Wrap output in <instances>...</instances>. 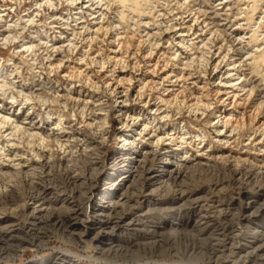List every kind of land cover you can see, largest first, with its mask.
<instances>
[{
    "label": "bare ground",
    "instance_id": "obj_1",
    "mask_svg": "<svg viewBox=\"0 0 264 264\" xmlns=\"http://www.w3.org/2000/svg\"><path fill=\"white\" fill-rule=\"evenodd\" d=\"M10 1L14 5H11ZM226 1L229 0H210L208 6L219 12L220 6ZM137 2L138 0H40L18 15V9L22 7L19 0L0 1V253L2 255L4 253L8 256L7 250L10 249L19 253L24 248L23 242H21L23 241L22 238L27 240L28 244L33 246L32 248H36L40 246L43 240L49 238L52 232L57 231L61 232L62 237L67 241H76L79 245L86 243L85 246L87 241L97 242L96 245L103 251L107 250L110 253L125 256V258L126 256L127 258L132 257L133 261L142 264H203L198 261L185 262L179 260L169 263L159 262L150 259L149 255L155 252L161 254L164 246L174 253L183 251L185 255L191 249L195 251L194 245L203 241L199 234L214 218L219 219L218 222L222 224H232L228 226V228L230 227L228 235H223L218 230L214 231V234L223 236V239L215 238L214 240L220 242L233 241L240 232L249 234L248 238L251 237L250 248L246 244L239 246L234 263L245 257L241 254L242 248L259 252V256L261 255L260 252H264V220L261 221V225L254 226V228L250 227L253 221L264 215V193L257 198H252L249 195L240 210L243 212L242 214L239 211L230 210L228 207L224 208L219 201L218 205L217 203L215 205L205 203L207 205L205 207L206 214L194 215L184 223L175 222L176 224H171L170 230L169 228L162 230L165 222L158 219L153 223V226L151 225V228L144 227V220L141 219L143 214L146 216V214L155 211H175L180 208L174 206L168 208L152 207L151 205L158 200L170 201L174 198L176 201L180 200L178 205L185 203L187 205L188 202L197 201L196 198H191V191L189 188L187 190L185 185L198 172L200 174L212 172L220 166L223 171L231 172L237 181L247 180L250 182L256 181V179L264 180V164L261 165L262 161H260L261 164L256 165V162L251 159L255 165L250 161L248 162L249 159L241 156L242 150L237 156L230 155L232 153L228 152L227 155L220 152V154L214 155L207 146H204V140L193 149L192 144L194 142L186 141L187 130L182 127L180 131L174 133L173 129H167L171 127V124L175 125L174 122H177L175 120L176 114L180 112H177L172 107L173 105L171 106L170 98L177 86L176 72L174 73L172 69V71L167 70V67L176 68L177 64L175 66L174 60L181 58H178L180 55L179 50L176 49L174 37L169 38L166 41L167 44L169 43L167 50L169 52L162 54L165 58H163L165 60H163L165 66L163 69L165 70H159L160 67L158 69L159 59L155 60L154 58L159 45L154 50L152 49L153 46L151 51L149 43L160 37L156 29L159 30V25L162 22L159 23V19L158 21L134 19L129 16L130 14L127 16L129 11L136 8ZM164 2L166 3V1ZM225 7L228 8V6ZM49 9H52L51 13L46 14V10ZM168 9L166 10L168 11ZM204 9L202 10L205 12ZM239 14L247 22L244 30L248 31L249 34L247 35L249 36L246 37L245 31L244 34L242 31V35L237 36L236 41L241 47H236L238 48L236 50L239 52L245 50L246 60H242V65L245 63L249 66L256 80L261 77L260 79L264 81V67L258 68L261 65L264 66V0L258 2L247 0L246 5L239 8ZM235 16L238 14H234ZM199 19L197 18V20ZM243 22L239 25L240 27H243ZM223 23L225 22L223 21ZM208 24L206 25L208 26ZM212 24L214 23L212 22ZM191 30L189 29V32ZM159 31L161 32V30ZM209 31L211 30L209 29ZM182 33L179 34L178 32L180 42L185 44V49L192 47L197 39L194 40L195 37L192 36L185 38L186 35ZM213 33L211 31L210 34L213 35ZM221 33L219 32V34ZM227 33H225L226 36ZM204 38L209 39L205 36ZM219 38L221 41V37ZM248 39L246 44L245 41ZM146 46L148 49L145 48ZM212 48L214 49V47ZM182 49L184 48L182 47ZM198 50L200 51V48ZM142 51L144 52L143 57ZM230 51L229 49V53ZM192 53L194 55V52ZM210 53L212 54V52ZM203 54L205 55V53ZM184 58L181 60L186 66L189 65V62ZM194 58L193 62L199 61L198 59L202 60L198 56L196 57L197 60ZM242 58L244 57L242 56ZM195 63L197 64V62ZM219 64L222 63L219 62ZM258 64L259 66H257ZM236 68L237 65L234 66L235 70H237ZM157 73L159 76H156ZM202 73L205 76V72L202 71ZM229 73L231 74V72ZM148 75H154L157 78L153 79ZM188 75L187 72V77ZM180 76L182 78L183 74ZM240 77L239 81L234 80L236 82L233 81V83L230 82V84L223 86L235 88L236 85L240 84L242 79ZM220 83L222 82L220 81ZM160 85L166 92L163 93L164 96L152 91L154 90L153 86L159 89ZM252 85L254 84L252 83ZM156 88L155 91H157ZM201 88L204 87L201 86ZM248 89L250 90V88ZM162 91L160 92L162 93ZM174 94L177 95V93ZM248 95L247 98L250 97ZM175 97L177 98V96ZM208 97L206 98L208 99ZM220 100L222 101V99ZM202 102L204 103V101ZM189 110L193 111L192 109ZM200 110L201 108L198 109V111ZM161 123H164L163 127ZM233 124L235 123L233 122ZM214 125L215 140H213L224 144V146L226 143H230L232 134H225L222 130L224 125L222 124V129L219 128V121H215ZM235 125L233 126L235 127ZM254 140L255 144H260L263 141L261 135L259 138L254 135L249 138L248 142L244 143L248 145ZM247 145L245 148H248ZM111 146H114V149L109 155ZM214 146L216 147V145ZM237 146L239 148V145ZM57 166L66 168L62 176L57 175L55 171ZM104 175L106 180L100 184V179ZM17 179L25 181L27 185V192L23 196L15 190ZM161 190L164 192L161 193ZM144 203L147 205L141 208ZM136 204L138 205L135 207L137 212L134 215L129 212V209H134ZM235 221L238 223H234ZM242 221L245 225L243 226L245 232L238 227ZM182 224L190 227H179ZM147 225L149 224L147 223ZM131 227L144 231L148 235V240L134 242L131 245L115 243L116 240L114 242L113 238L116 233H126ZM182 241L189 242V245H179L178 243ZM211 247L215 248L213 245ZM213 252L209 259L215 257ZM60 255L58 254V256ZM64 255L70 258L78 256L72 251ZM58 256L56 254V257ZM237 258L238 261H236ZM71 264L75 263L72 262Z\"/></svg>",
    "mask_w": 264,
    "mask_h": 264
},
{
    "label": "rangeland",
    "instance_id": "obj_2",
    "mask_svg": "<svg viewBox=\"0 0 264 264\" xmlns=\"http://www.w3.org/2000/svg\"><path fill=\"white\" fill-rule=\"evenodd\" d=\"M1 1V0H0ZM8 1V0H7ZM36 1H40V0H19V4L22 6L20 9H18V15L22 14L26 9H29L34 3H36ZM166 1V3L164 2ZM170 1H172L170 3ZM178 0H138L136 8H134V10L132 9L131 11H129L127 13V16H132L134 19H144V20H155L158 21L159 19V23H161L159 25V30H161V32L157 30V32L160 34V37L162 38H158L156 41H153L152 43L147 42L149 44V49L152 51V49L154 50L155 48L157 49L158 45L159 48L158 50H156V55H155V60L159 59L158 61V69L160 67L159 70H162L165 66H164V57L162 56L163 53L169 52L168 50V46L169 43L167 44L166 41L169 40V38L174 37L175 39V45H176V49L179 50V55L183 60V58L186 56L187 58L185 59L186 61L189 62V65L187 64V67L184 62L181 59H176V61L174 60V64L176 66V68H169L167 67V70H174V73L177 76V86L175 88V92L173 91L172 94L170 95L171 98V106L173 108H175L178 111L176 116L177 118H175V120L177 122H174V124H171V127L167 128V129H173L174 133L177 131H180L183 127L184 130H187V139L186 141L190 142V140L192 141V148L195 149L197 147V145H200L201 142H204V146L211 150V153H214V155L218 154H224L227 155L228 153H232L230 155H240L239 152L242 154L241 156H243L244 158H246L248 160V162L250 161V163H252L253 165H260L262 161L263 165L264 163V136H262L264 134V81H262L260 78L259 80H256V77L254 76V74L251 72L250 68L248 65H242V60L245 61L246 60V52L241 51L239 52L238 49L239 47H241V45H239V42L236 41L237 36L242 35V31L244 34V28L247 26V22L241 17V14H239V8L244 7L247 3V0H229L226 1L224 4H222L220 7V10L218 12V10H213L212 8H210V6H208L210 4V0H179L178 2H176ZM191 1V2H190ZM220 1V0H219ZM240 1V3H239ZM257 2L259 0H256ZM11 2V1H10ZM9 2V3H10ZM21 2V3H20ZM153 2V3H151ZM176 2V4H175ZM180 2V3H179ZM183 2H185L183 4ZM177 3H179L177 5ZM182 3V4H181ZM231 3V4H230ZM233 3V4H232ZM14 5L13 2H11V5ZM202 4V5H201ZM227 4V5H226ZM233 6H230V5ZM242 4V5H241ZM157 5V6H156ZM164 5V6H163ZM166 5V6H165ZM182 5V6H181ZM185 7H184V6ZM228 6V8H226L225 6ZM244 5V6H243ZM152 6V8H151ZM168 6V8H167ZM175 6V7H174ZM188 6V7H187ZM196 6V7H195ZM171 7V9H170ZM181 7V8H180ZM199 7V8H197ZM204 7V8H202ZM233 7V8H232ZM235 7V8H234ZM156 8V9H155ZM224 8V9H223ZM145 9V10H144ZM150 9V10H149ZM152 9V11H151ZM168 9V11L166 10ZM172 9H175L174 11ZM185 9V10H184ZM201 9V11L199 10ZM204 9L205 12L202 10ZM52 9L46 10V14L51 13ZM60 11V8L58 9ZM188 10V11H187ZM192 10V11H191ZM208 10V11H207ZM150 11V12H149ZM171 11V12H170ZM183 11V12H182ZM207 11V12H206ZM215 11V12H214ZM229 11V12H228ZM236 11V12H235ZM149 12V13H148ZM234 12V13H233ZM165 13V14H164ZM175 13V14H174ZM178 13L179 16H178ZM193 13V14H192ZM203 13V14H202ZM156 14V15H155ZM163 14V17H162ZM177 14V15H176ZM186 14V15H185ZM190 14V16H189ZM218 14V15H217ZM234 14H238V16L234 17ZM161 17H160V16ZM173 15V16H172ZM203 15V16H202ZM212 15V16H211ZM240 15V16H239ZM243 15V14H242ZM159 16V18H158ZM167 16V17H165ZM172 16V17H171ZM195 16V17H194ZM202 16V17H201ZM211 16V17H209ZM221 16V17H220ZM226 16V17H225ZM177 17V18H176ZM186 17V18H185ZM193 17V18H192ZM219 17V18H218ZM233 17V18H232ZM237 17V18H236ZM44 18V17H43ZM173 18V19H172ZM194 20H192V19ZM197 18L199 20H197ZM205 18V19H204ZM230 18H232L230 20ZM163 19V20H162ZM167 19V20H166ZM183 19V21H182ZM186 19V20H185ZM203 19V20H202ZM207 19V20H206ZM173 22H171V21ZM176 20V21H175ZM193 22H192V21ZM206 20V21H205ZM210 20V21H209ZM166 21V22H165ZM168 21H170L168 23ZM205 21V22H203ZM219 21V22H218ZM223 21L225 23H223ZM244 21V22H243ZM180 22V23H179ZM182 22V23H181ZM212 22L214 24H212ZM230 22V23H229ZM240 22V23H237ZM243 22V27H240L239 25H241ZM165 25H164V24ZM185 23V24H184ZM188 25H187V24ZM200 23V24H199ZM207 23L208 26L206 25ZM219 23H221L222 25H220ZM229 23V24H227ZM169 24V25H168ZM176 24V25H175ZM182 26H181V25ZM211 24V25H210ZM236 24V25H235ZM162 25V26H161ZM167 25V26H166ZM178 25V26H177ZM186 25V26H185ZM195 25V26H194ZM206 25V26H204ZM213 25V26H212ZM216 25V26H215ZM246 25V26H245ZM169 26V27H168ZM177 28H176V27ZM194 26V27H193ZM201 26V28H200ZM218 26V27H217ZM229 26V27H227ZM235 26V27H234ZM245 26V27H244ZM205 27V29L203 30V28ZM216 27V28H215ZM232 29H231V28ZM164 28V29H163ZM171 28V29H169ZM184 28V29H182ZM215 30H214V29ZM218 28V29H217ZM223 28V29H221ZM176 29V30H175ZM180 29V30H178ZM189 29H192L189 32ZM209 29L215 33L210 34L211 31H209ZM214 31H213V30ZM183 30V31H182ZM186 30V31H185ZM203 30V31H202ZM222 30V31H219ZM227 30V31H225ZM164 31V32H163ZM175 31V32H174ZM177 31V32H176ZM183 33H182V32ZM185 31V32H184ZM196 31L197 34H196ZM205 31V32H204ZM221 34H219V32ZM225 31V32H224ZM233 31V32H232ZM170 32V33H169ZM173 32V33H172ZM178 32L179 34H185V38H188L189 36H192L193 38L195 37L194 40V45L192 47H189L188 49H185V44L180 42V37H178ZM189 32V33H187ZM228 32V33H227ZM172 33V34H171ZM177 33V34H176ZM192 33V35H191ZM205 33V34H204ZM207 33V34H206ZM217 33V34H216ZM227 33V36L226 34ZM231 33V34H230ZM239 33V34H238ZM246 33V37L249 36L247 34L248 31H245ZM164 34V35H163ZM195 34V35H194ZM204 34V35H202ZM209 34V39L207 38ZM111 35V34H110ZM162 35V36H161ZM170 35V36H169ZM173 35V36H172ZM175 35V36H174ZM229 35H231L232 37H230ZM234 35V36H233ZM236 35V36H235ZM113 36V35H112ZM169 36V37H168ZM204 36L209 40H206L204 38ZM212 36V37H211ZM229 36V37H228ZM136 37V36H135ZM221 37V41L220 38ZM224 37V38H222ZM235 37V38H234ZM211 38V39H210ZM234 40H232V39ZM160 39V40H159ZM164 39V40H163ZM200 39V40H199ZM203 43H202V41ZM213 39V40H212ZM215 39V40H214ZM217 39V40H216ZM219 39V40H218ZM231 39V41H230ZM206 40V41H205ZM201 41V42H200ZM212 41V43H211ZM233 41V42H232ZM236 41V42H235ZM247 41H245V43L247 44ZM155 42V44H154ZM160 42V43H159ZM178 42V43H177ZM180 42V43H179ZM215 42V43H214ZM224 42V43H222ZM228 42V43H227ZM166 43V44H164ZM206 43V44H205ZM209 43V44H208ZM214 43V44H213ZM220 43V44H219ZM226 43L228 44V46H230L229 48L226 45ZM233 43V44H232ZM152 44V45H151ZM180 46H179V45ZM199 44V45H198ZM200 44H202L200 46ZM222 44V45H221ZM230 44V45H229ZM232 44V45H231ZM206 45V46H205ZM210 47H209V46ZM219 45V48H218ZM235 45V46H234ZM154 46V47H153ZM157 46V47H156ZM198 46V47H197ZM200 46V47H199ZM205 46V47H204ZM234 46V47H233ZM153 47V48H152ZM182 47L184 49H182ZM214 47V49L212 48ZM238 47V48H236ZM147 48V46L145 47ZM144 48V50H146ZM152 48V49H151ZM165 48V49H164ZM193 48V50H192ZM200 48V51L198 50ZM202 48V49H201ZM235 48V49H234ZM148 49V48H147ZM162 49V50H161ZM204 49V50H203ZM208 51H207V50ZM213 49V50H212ZM219 49V50H218ZM229 49L231 50L229 53ZM188 50V51H187ZM192 50V51H191ZM197 50V51H196ZM160 51V52H159ZM162 51V52H161ZM199 51V52H198ZM218 51V52H217ZM220 51V52H219ZM226 51V52H225ZM228 51V52H227ZM234 51V52H232ZM238 51V52H237ZM159 54H158V53ZM194 52V55H192ZM212 52V54L210 53ZM216 52V53H215ZM245 52V53H244ZM144 52L142 51V57ZM182 55H181V54ZM197 53V54H196ZM203 53H205L202 55ZM207 53V54H206ZM209 53V54H208ZM215 53V54H214ZM221 53V54H220ZM224 53V54H223ZM229 53V54H228ZM187 54V55H186ZM201 54V55H200ZM219 54V55H218ZM245 54V55H244ZM159 55V56H157ZM196 55V56H195ZM225 55V56H224ZM240 55V56H239ZM158 58H157V57ZM183 56V57H182ZM192 56H194V60H197V56L199 58H201L202 56V60L198 59L199 61H194L193 62V58ZM220 56V57H219ZM242 56L244 58H242ZM214 57V58H212ZM226 57V58H225ZM230 59H229V58ZM233 57V59H231ZM164 58V59H163ZM192 58V59H191ZM209 58V59H207ZM226 60H225V59ZM191 59V60H188ZM146 60V59H145ZM164 60V61H163ZM181 60V61H180ZM184 60V61H185ZM219 60V61H218ZM143 61V60H142ZM191 61V63H190ZM218 61V62H216ZM222 61V62H221ZM237 61V62H236ZM240 61V62H238ZM180 62V63H179ZM197 62V64L195 63ZM199 62V63H198ZM201 62V63H200ZM206 62V63H205ZM222 63V64H219ZM232 62V63H231ZM144 63V61H143ZM203 63V64H202ZM240 63V64H239ZM160 64V65H159ZM196 64V67H195ZM199 64H202L199 66ZM233 64V65H232ZM263 64V63H262ZM173 65V63H172ZM181 67H180V66ZM184 65V66H183ZM193 68H191L190 67ZM208 65V66H207ZM210 65V66H209ZM214 65V66H212ZM220 65V66H219ZM230 65V66H229ZM232 65V66H231ZM237 65V70L234 69V66ZM164 66V67H163ZM186 66V67H185ZM206 66V67H205ZM212 66V67H211ZM219 66V67H218ZM227 68H226V67ZM259 66V64L257 65ZM262 66V67H261ZM258 68H263L264 66L261 65ZM162 67V68H161ZM173 67V66H172ZM185 67V68H184ZM204 67V69H203ZM210 67V68H209ZM241 67V68H240ZM208 68V69H207ZM215 68V69H213ZM218 68V69H217ZM248 68V69H247ZM172 69V70H171ZM179 69V70H178ZM196 69V70H195ZM222 69V70H221ZM224 69V70H223ZM165 70V69H163ZM193 70V72H191ZM233 70V71H232ZM169 71V72H170ZM180 71V72H179ZM182 71V72H181ZM184 71V72H183ZM188 72V77H187V72ZM205 72V76L203 75V73L201 74V72ZM223 71V72H222ZM250 71V73H249ZM191 74H190V73ZM197 74H195V73ZM231 72V74L229 73ZM242 72V74H241ZM185 73V74H184ZM218 73V74H217ZM158 74V75H157ZM156 76H159V73H157ZM161 74V73H160ZM182 78L180 75H182ZM194 74V75H193ZM186 75V77H184ZM199 77H198V76ZM224 75V76H223ZM227 75V77H226ZM151 78H157L156 76L154 77V75H148ZM162 76V75H161ZM179 76V77H178ZM233 76V77H232ZM237 76V77H236ZM243 76V77H240ZM196 77V78H195ZM225 77V78H224ZM233 79H231V78ZM239 77H240V84L236 85L235 88H231V87H224L223 85L226 84H230L233 83L234 80L239 81ZM251 77V78H250ZM150 78V79H151ZM181 78V79H180ZM218 78V79H217ZM175 79V80H176ZM180 79V80H179ZM198 79V80H197ZM220 79V80H219ZM252 79V80H251ZM186 80V82H185ZM192 80V81H191ZM202 80V81H201ZM218 80V82H217ZM232 80V81H231ZM199 81V82H197ZM220 81L222 83H220ZM258 81V82H257ZM181 85H180V83ZM191 82V83H190ZM236 82V81H234ZM186 83V84H184ZM243 83V84H242ZM252 83L254 85H252ZM179 84V85H178ZM188 84V85H187ZM203 84V85H202ZM263 84V85H261ZM189 87H187V86ZM249 85V86H248ZM252 85V86H251ZM261 85V86H260ZM180 86V87H179ZM184 86V87H183ZM204 87L203 89L201 88ZM215 86V87H214ZM219 86V87H218ZM239 86V87H238ZM251 86V87H250ZM254 86V89H253ZM258 86V88H256ZM154 90L153 93H158L161 94L162 96H164V94L166 93L163 90V86L160 85L159 89L156 88V86H153ZM250 88V90L253 89V91H250L248 88ZM260 87V88H259ZM155 88L157 91H155ZM183 88V89H182ZM213 88V89H212ZM243 88V90H242ZM246 90H245V89ZM161 89V90H160ZM179 89V90H177ZM183 91H182V90ZM209 89V90H208ZM216 89V90H215ZM233 89V90H232ZM239 89V90H237ZM163 90V91H162ZM186 90V91H185ZM192 90V91H191ZM213 90V91H212ZM221 90V91H220ZM230 90V91H227ZM162 91V93L160 92ZM191 91V92H190ZM216 91V92H214ZM219 91V92H218ZM256 91V92H255ZM180 92V93H179ZM184 92V94H183ZM187 92V93H185ZM203 92V93H202ZM205 92V93H204ZM215 94H214V93ZM236 94H235V93ZM246 92H248L247 94H249L247 98V94ZM252 92V93H251ZM164 93V94H163ZM174 93H177L174 94ZM198 93V94H197ZM213 93V94H212ZM230 93V95H229ZM240 95H239V94ZM245 93V94H243ZM259 93V94H258ZM262 93V94H261ZM203 94V95H200ZM208 94V95H207ZM217 94V95H216ZM235 96H232L234 95ZM177 96V98L175 96ZM227 95V96H226ZM173 96V97H172ZM197 96V98H195ZM200 96V97H198ZM209 96V97H208ZM224 96V97H223ZM245 96V97H244ZM208 97V99L206 98ZM223 97V98H221ZM240 97V98H239ZM174 98V99H173ZM190 98V101H189ZM234 98V99H233ZM244 98V99H243ZM245 98H247L245 100ZM188 99V100H187ZM194 99V100H193ZM197 99V100H196ZM222 99V101L220 100ZM226 99V101H225ZM233 99V102H231ZM176 100V101H174ZM209 102H207V101ZM240 100V101H239ZM242 100L244 101L242 103ZM186 103L184 105V102ZM189 101V102H188ZM199 101V102H198ZM204 101V103L202 102ZM225 101V102H224ZM239 101V102H238ZM197 102V103H194ZM207 102V103H206ZM229 102V103H228ZM238 102V103H236ZM246 102V103H245ZM183 103V104H182ZM189 103V105H188ZM192 107H191V105ZM198 103H201L202 105H198ZM232 103V104H231ZM244 105H242V104ZM198 108H197V105ZM208 104V105H206ZM226 104V105H225ZM229 108H228V105ZM235 106H234V105ZM241 104V105H240ZM258 104V105H257ZM262 107H260L259 106ZM263 104V105H262ZM181 105V106H180ZM184 105V107H182ZM188 105V106H187ZM211 107H210V106ZM176 106V107H175ZM195 106V107H193ZM206 106V107H205ZM233 106V107H232ZM259 106V107H258ZM182 107V108H181ZM209 107V109H207ZM258 107V108H257ZM188 108V110H187ZM194 108V109H193ZM201 108L200 111H198V109ZM206 108V109H204ZM243 108V109H242ZM245 108V109H244ZM192 109L193 111L189 110ZM197 110V111H196ZM240 110V111H239ZM218 111V112H217ZM242 111V112H241ZM259 111V112H258ZM189 112V113H188ZM191 112V114H190ZM194 112V113H192ZM205 112V113H204ZM217 112V113H216ZM227 112V113H226ZM232 112V113H231ZM244 112V113H243ZM202 113V114H201ZM204 113V114H203ZM209 113V114H208ZM237 113V114H236ZM243 116H242V114ZM183 114V115H182ZM217 114V115H216ZM222 114V115H221ZM228 114V117H226ZM232 117H230V116ZM239 115V116H238ZM179 116V117H178ZM223 116V117H222ZM233 116L235 117L233 119ZM237 116V117H236ZM241 116V117H240ZM181 118V119H180ZM216 118V119H215ZM224 118V120H223ZM243 118V119H242ZM220 119V120H219ZM233 121H232V120ZM239 121H238V120ZM259 119V120H258ZM174 120V121H175ZM215 120L216 122L219 121V128L222 129L221 127H223V131L225 132V134H232L230 137V140L232 139V141L230 143H226V145L224 146V144H220L215 142L214 140V136H215V125L213 121ZM224 122H223V121ZM228 120V121H227ZM235 120H237L235 122ZM207 121V122H206ZM210 121V122H209ZM212 121V122H211ZM222 121V122H221ZM230 121V122H229ZM262 121V122H261ZM182 122V123H181ZM229 124H228V123ZM232 122V123H231ZM233 122L236 124H233ZM242 122V123H241ZM253 122V123H252ZM184 123H186L184 125ZM206 123V124H205ZM244 123V124H243ZM251 123V124H250ZM164 123H161V126L163 127ZM213 124V125H212ZM223 124V125H222ZM235 125V127L233 125ZM210 125V126H208ZM226 125V126H225ZM231 125V126H230ZM256 127H255V126ZM263 125V126H261ZM208 126V127H207ZM259 126V127H258ZM237 127V128H236ZM262 127V128H261ZM225 128V129H224ZM232 128V129H229ZM235 128V129H234ZM239 128V129H238ZM256 128V129H255ZM258 128V129H257ZM261 128V129H259ZM237 129V130H236ZM255 129V130H254ZM227 130V131H226ZM253 130V131H252ZM259 130V131H257ZM204 131V132H203ZM232 131V132H231ZM238 131V132H237ZM240 131V132H239ZM249 131V132H248ZM255 131V133H254ZM262 132V133H261ZM247 133V134H246ZM259 133V134H258ZM203 134V135H202ZM211 134V135H210ZM214 134V135H213ZM238 134V135H237ZM238 137H237V136ZM240 135V137H239ZM248 135V136H247ZM253 137L254 135H256L258 138L261 135V139L263 140L262 143L260 144H255V140L253 141V143L250 144H245L244 142H248L249 138L251 136ZM259 135V136H258ZM189 136V138H188ZM235 138H234V137ZM201 137V138H200ZM204 137V138H203ZM213 137V138H212ZM249 137V138H248ZM241 140H240V139ZM199 139V140H198ZM201 139V140H200ZM214 139V140H213ZM245 141H244V140ZM198 140V141H197ZM235 140V141H234ZM243 140V141H242ZM214 142V143H213ZM233 142V143H232ZM198 143V144H197ZM239 143V144H238ZM243 143V144H242ZM255 144V145H254ZM216 145V147L214 146ZM221 145V146H220ZM239 145V148L238 146ZM245 145L248 146V148H245ZM191 146V145H190ZM218 146V147H217ZM220 146V147H219ZM241 146H243V148H241ZM195 147V148H194ZM235 147V148H234ZM258 147H262L258 148ZM222 148V149H221ZM237 148V149H236ZM114 146L110 147V151H109V155L113 152ZM213 149V150H212ZM218 149V150H217ZM243 149H245L243 151ZM220 150V151H219ZM231 151V152H230ZM251 151V152H250ZM253 151V152H252ZM256 151V152H255ZM220 152V153H219ZM228 152V153H227ZM259 152V153H258ZM262 152V153H261ZM256 153V154H255ZM259 154V155H258ZM249 155V156H248ZM246 156V157H245ZM254 158V159H253ZM254 161H251V160ZM262 159V160H261ZM221 167H217L215 168L212 172H205V173H199L197 175H195L191 180L188 181V184L185 185V187L189 188V190L191 191V198H196L197 201H191L183 205H178V203L180 204V200L176 201L174 198L171 199L170 201H162V200H158L156 201L155 204H152L151 206L153 207H160V208H168V207H180L179 209L174 210H165V211H155L152 212L150 214H143V217L141 218L142 220H144L143 224L144 227L146 228H151V225L153 226V223L156 221V219H158L159 221L165 222L162 230H170V228L172 227L171 224H176L178 222H186L187 219H190L192 216L194 215H204L206 214V210L205 207L207 205H205V203L208 204H216L218 205L219 201H221L222 206L225 208H229L230 210H235L236 212H240L242 205L245 201V199L247 197H249V195L254 198V197H261L262 194L264 193V180H259L256 179L253 181H247V180H242V181H237L236 177L229 171H223L222 169H220ZM65 169L63 166H57L55 168V171L57 173V175L62 176L63 173L65 172ZM221 170V171H220ZM195 173V172H194ZM201 175V176H200ZM117 178V177H116ZM197 179V180H196ZM105 175L101 177L100 179V184L103 183V181H105ZM15 182V190L17 191V193L21 196L25 195L27 192V185L25 184V181L21 180V179H17ZM217 182V183H216ZM245 183V184H244ZM244 184V185H243ZM258 184V185H257ZM262 185V186H261ZM240 187V188H239ZM252 187V188H251ZM256 187H259L256 189ZM240 189V190H238ZM161 193L164 192V190L160 191ZM261 192V193H260ZM260 193V194H259ZM196 195V196H195ZM259 195V196H258ZM203 197V198H202ZM199 198V200H198ZM206 198V199H205ZM208 198V199H207ZM204 199V200H202ZM223 199V200H222ZM196 202V203H195ZM171 203V204H170ZM182 203V202H181ZM202 203V204H201ZM204 203V205H203ZM240 203V204H238ZM133 204V203H132ZM199 204V205H198ZM143 205V206H142ZM141 208L145 207V205H147L146 203L142 204ZM157 205V206H156ZM192 205V206H191ZM228 205V206H226ZM138 205L136 204L134 206V209H129L131 214H136V208ZM150 206V207H151ZM185 208H184V207ZM200 209H198L199 207ZM220 206V207H222ZM182 207V208H181ZM222 207V208H223ZM240 207V208H238ZM193 210V211H192ZM197 210V211H196ZM200 210H202V214L200 213ZM204 210V211H203ZM194 212V214H193ZM204 212V213H203ZM200 213V214H199ZM243 212H240V214H242ZM142 216V215H141ZM154 216V217H153ZM148 220H147V219ZM259 219L253 221V224H250L251 228H254V226H259L261 225V221L264 220V215L258 217ZM217 220V221H216ZM219 219L214 218V220L210 221L207 226L205 227V229H203L201 231V233L199 235L200 238L203 239L202 242L197 243V245L195 243V251L193 249H191L189 251V253L187 255H185V253L182 251H179V253H174L171 250H169L166 246H164L163 249V254L161 253H154L152 255H149V258L152 260H156L159 262H175V261H198V262H202L203 264H264V252H260L261 255L259 256V252H253L252 250L249 249H245L242 248L243 251L241 252V254L245 257H242L241 260L238 258L236 261V263H234L233 261H235L236 258V254L238 253L239 248L246 244L249 246L250 248V243L249 241L251 240V237L248 238L249 234H245V233H238V237L235 238V240L233 241H229V240H225V241H216L214 240L215 238H219V239H223V236L219 235V234H214L213 232L218 230L221 231L220 233H223V235L225 234H229V229L228 226L232 225L230 223H225V224L218 222ZM147 221V222H146ZM220 221V220H219ZM176 222V223H175ZM180 222V223H181ZM213 222V223H212ZM238 223V221H235L234 223ZM147 223L150 225H147ZM220 226H218L217 224ZM243 221L241 222V224H235L238 225V227L242 228V231L245 232L244 230V223ZM215 224V226H214ZM258 224V225H257ZM217 225V226H216ZM234 225V224H233ZM185 228H189V225H185L182 224L179 227H184ZM211 226V227H210ZM214 226V227H213ZM222 226V227H221ZM167 227V228H166ZM213 227V228H212ZM227 228V229H226ZM213 229V230H212ZM224 229V230H223ZM134 230V231H133ZM228 230V231H227ZM133 231V233H132ZM210 231V232H209ZM227 231V232H226ZM130 232V233H129ZM139 234H138V233ZM209 232V233H208ZM226 232V233H225ZM123 233V234H122ZM52 235L43 240L40 244L39 247H34L31 246L30 244H28L27 240H24L22 238L24 248L21 249L19 251V253L16 251L14 252V249H10L7 250L8 256H6V254L2 255V253H0V264H71L72 262H74L75 264H142L141 262L138 261H133L132 257H128L126 256H121L118 254H114V253H110L107 250H102L98 247L97 242H92V241H87V245L85 246L86 243H84V245H79L76 243V241H67L66 239H64L62 237V233L61 232H57L54 231L51 233ZM133 234V235H132ZM136 234V235H135ZM203 234V235H202ZM209 234V235H208ZM141 235V236H139ZM215 235V236H214ZM218 235V237H217ZM247 235V236H246ZM210 236V237H209ZM222 237V238H221ZM245 237V238H244ZM140 238V239H138ZM148 235L146 233H144V231H139L137 229H133V227L130 228V230H128L126 233L125 232H121V233H116V235L114 236L113 240L115 243H122L123 245H131L132 243H136V242H144L147 241L148 239ZM209 240H208V239ZM248 238V239H247ZM118 240V241H117ZM142 240V241H141ZM247 241V242H246ZM92 243V244H90ZM99 243V242H98ZM189 242H179V245H184L185 246L188 244ZM238 244V245H237ZM26 245V246H25ZM100 245V244H99ZM189 245V244H188ZM215 246V248H212L211 246ZM218 245V246H217ZM226 245V246H225ZM198 246V247H197ZM240 246V247H239ZM191 247H193L191 245ZM219 247V248H218ZM212 248V249H211ZM218 248V249H217ZM100 249V250H99ZM214 249V250H213ZM194 252H193V251ZM69 251H72L74 253H77L78 256L75 257H66V253H68ZM167 251V252H166ZM215 251V252H213ZM192 252V253H191ZM215 254V257H213V259H209V257L212 255L211 253ZM245 252V253H244ZM56 254L58 256V254H61L60 256L56 257ZM190 254V255H189ZM91 255V256H90ZM65 256V257H64ZM82 256V257H81ZM119 256V257H118ZM258 256V257H257ZM124 257V258H123ZM247 257V258H246ZM65 258V259H64ZM261 258V259H260ZM128 260V261H127ZM58 262V263H57ZM112 262V263H111ZM143 262V261H142ZM243 262V263H242Z\"/></svg>",
    "mask_w": 264,
    "mask_h": 264
}]
</instances>
